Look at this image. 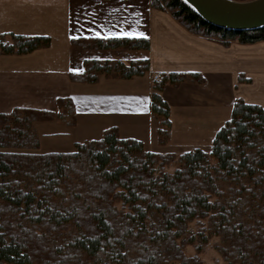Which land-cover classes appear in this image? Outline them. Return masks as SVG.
Instances as JSON below:
<instances>
[{
    "label": "trees",
    "instance_id": "1",
    "mask_svg": "<svg viewBox=\"0 0 264 264\" xmlns=\"http://www.w3.org/2000/svg\"><path fill=\"white\" fill-rule=\"evenodd\" d=\"M152 5L168 10L192 32L226 45L264 40V27L214 26L185 0H152ZM73 42L97 49L150 47L147 37ZM50 44V36L39 34L5 32L0 39L5 54ZM149 69L148 59H87L84 70L70 79L96 83L101 76L130 78ZM184 81L203 82L204 76L170 71L153 81L150 105L161 143L171 134V109L161 91ZM54 119L76 123L71 97H58L56 110L19 106L0 113V264H207L186 252L194 241L190 225L201 221L206 224L201 233L207 228L220 237L219 251L229 263L264 264L261 105L236 99L211 150L183 153L147 150L143 141L121 137L117 127L77 143L74 151H34L40 146L35 123Z\"/></svg>",
    "mask_w": 264,
    "mask_h": 264
},
{
    "label": "crops",
    "instance_id": "2",
    "mask_svg": "<svg viewBox=\"0 0 264 264\" xmlns=\"http://www.w3.org/2000/svg\"><path fill=\"white\" fill-rule=\"evenodd\" d=\"M5 32L48 35L51 44L25 54H5L0 47V113L19 106L56 110L62 96L75 103L74 125L59 119L35 123L42 135L68 131L67 147L39 146L37 152L74 151L77 143L99 139L110 127H117L123 138L143 141L154 152L210 151L236 99L264 108V40H232L226 45L192 32L168 10L154 7L152 0H0V39ZM125 32L144 33L131 37L149 38L150 47L97 49L73 42L83 37H129ZM87 59H148L150 69L130 78L72 81L70 74L82 72ZM170 71L199 72L204 81L162 89L171 109V134L161 143L159 121L151 112L152 84L155 75ZM241 74L248 80L239 81ZM51 125L61 129L51 130Z\"/></svg>",
    "mask_w": 264,
    "mask_h": 264
},
{
    "label": "water",
    "instance_id": "3",
    "mask_svg": "<svg viewBox=\"0 0 264 264\" xmlns=\"http://www.w3.org/2000/svg\"><path fill=\"white\" fill-rule=\"evenodd\" d=\"M210 24L236 31L264 27V0H185Z\"/></svg>",
    "mask_w": 264,
    "mask_h": 264
},
{
    "label": "rangeland",
    "instance_id": "4",
    "mask_svg": "<svg viewBox=\"0 0 264 264\" xmlns=\"http://www.w3.org/2000/svg\"><path fill=\"white\" fill-rule=\"evenodd\" d=\"M54 120H46L44 124H52ZM57 125H51V130L59 131L61 128H57ZM40 148L41 149H61V147H67L71 141L70 133L68 131L56 134H39ZM74 146V144H73ZM67 149V148H65ZM173 169V168H171ZM205 221L193 222L190 225L191 235H193V243L186 246V252L188 255L198 254L200 259L207 264H232L229 263L219 251V246L222 245L220 237L214 236L207 231L201 233V229L204 230ZM201 233L199 236L198 234ZM203 239L200 240L199 239ZM202 242L201 249H197V245Z\"/></svg>",
    "mask_w": 264,
    "mask_h": 264
},
{
    "label": "snow or ice",
    "instance_id": "5",
    "mask_svg": "<svg viewBox=\"0 0 264 264\" xmlns=\"http://www.w3.org/2000/svg\"><path fill=\"white\" fill-rule=\"evenodd\" d=\"M97 36H99V33H96ZM112 35H116L115 33H113ZM124 36H133V35H139V36H144V33H132V32H125L123 33Z\"/></svg>",
    "mask_w": 264,
    "mask_h": 264
},
{
    "label": "built area",
    "instance_id": "6",
    "mask_svg": "<svg viewBox=\"0 0 264 264\" xmlns=\"http://www.w3.org/2000/svg\"><path fill=\"white\" fill-rule=\"evenodd\" d=\"M161 77V75L160 74H158V75H155L154 76V80H157V79H159Z\"/></svg>",
    "mask_w": 264,
    "mask_h": 264
}]
</instances>
